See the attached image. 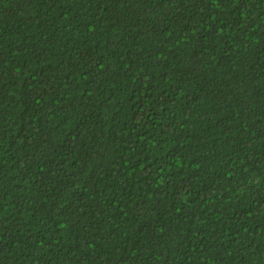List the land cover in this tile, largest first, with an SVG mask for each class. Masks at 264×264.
<instances>
[{
  "label": "trees",
  "instance_id": "obj_1",
  "mask_svg": "<svg viewBox=\"0 0 264 264\" xmlns=\"http://www.w3.org/2000/svg\"><path fill=\"white\" fill-rule=\"evenodd\" d=\"M0 264H264V0H0Z\"/></svg>",
  "mask_w": 264,
  "mask_h": 264
}]
</instances>
